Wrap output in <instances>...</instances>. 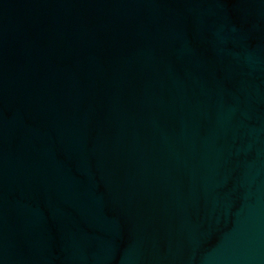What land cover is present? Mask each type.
I'll return each mask as SVG.
<instances>
[{"label": "water", "instance_id": "obj_1", "mask_svg": "<svg viewBox=\"0 0 264 264\" xmlns=\"http://www.w3.org/2000/svg\"><path fill=\"white\" fill-rule=\"evenodd\" d=\"M0 264H264V0H0Z\"/></svg>", "mask_w": 264, "mask_h": 264}]
</instances>
